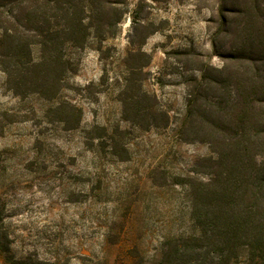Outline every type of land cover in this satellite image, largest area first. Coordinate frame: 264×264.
<instances>
[{
  "label": "rangeland",
  "instance_id": "1",
  "mask_svg": "<svg viewBox=\"0 0 264 264\" xmlns=\"http://www.w3.org/2000/svg\"><path fill=\"white\" fill-rule=\"evenodd\" d=\"M95 47L73 53L76 71L68 81L93 82L99 92L90 101L67 95L82 108L85 125L129 130L124 161L87 150L78 129L46 123L45 102L20 100L0 72V111L19 115L0 135V195L11 250L55 264H114L136 247L143 264H154L164 238L191 229L184 188L157 186L162 174L168 182L192 175L212 152L207 128L197 114L187 115L190 77L199 76L200 65L222 70L218 76L228 79L230 91L211 87L209 95L231 103L229 122L240 110L238 92L264 98V0H127L118 33L103 43L109 55L100 59ZM130 68L167 116L157 118L158 126L145 130L122 120L119 90ZM261 102L254 105L264 124ZM184 121L188 129L180 134Z\"/></svg>",
  "mask_w": 264,
  "mask_h": 264
},
{
  "label": "trees",
  "instance_id": "2",
  "mask_svg": "<svg viewBox=\"0 0 264 264\" xmlns=\"http://www.w3.org/2000/svg\"><path fill=\"white\" fill-rule=\"evenodd\" d=\"M126 8L127 0H0V72L5 76V88L22 101L35 97L45 102L41 117L46 123H57L65 131L80 130L87 150L121 161L128 159L129 130L118 124L111 128L85 125L82 108L67 91L89 101L99 92L93 82L83 86L69 83L76 71L73 53L95 44L100 59L106 58L109 52L103 43L118 33ZM195 71L199 76L190 77L187 115L197 114L198 124L207 128L203 131L207 130L209 139L204 140L212 152L202 159L203 168L192 175H175L168 182L162 174L163 181L157 186L184 188L191 229L164 238L154 264H264V124L254 105L264 98L238 92L240 110L229 122L225 115L231 103L222 95H209L211 87L229 92L228 79L218 76L222 70L207 65ZM137 72L130 68L119 90L122 120L146 130L158 126L160 115L164 120L167 116L156 111ZM105 78L104 69L100 84ZM18 117V113L0 111V135ZM185 127L184 121L180 134L188 129ZM127 250L130 263L126 259L114 264H134L135 258V264H143L136 247ZM0 264H55L31 255H14L1 195Z\"/></svg>",
  "mask_w": 264,
  "mask_h": 264
}]
</instances>
